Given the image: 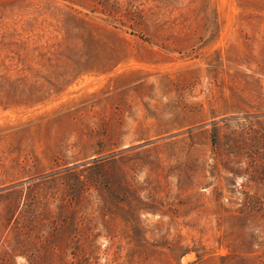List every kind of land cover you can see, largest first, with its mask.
I'll return each mask as SVG.
<instances>
[{"label":"rangeland","instance_id":"1","mask_svg":"<svg viewBox=\"0 0 264 264\" xmlns=\"http://www.w3.org/2000/svg\"><path fill=\"white\" fill-rule=\"evenodd\" d=\"M0 264H264V0H0Z\"/></svg>","mask_w":264,"mask_h":264}]
</instances>
